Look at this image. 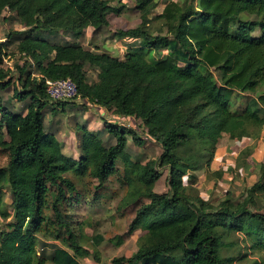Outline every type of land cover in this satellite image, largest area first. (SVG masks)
<instances>
[{
  "label": "trees",
  "instance_id": "trees-1",
  "mask_svg": "<svg viewBox=\"0 0 264 264\" xmlns=\"http://www.w3.org/2000/svg\"><path fill=\"white\" fill-rule=\"evenodd\" d=\"M111 2L0 0V15L8 12L24 28L0 41V150L8 157L0 168V213L7 222L0 231V264H82L89 257L77 222L63 210L86 199L69 174L90 177L95 192L88 205L106 206L113 198L107 186L115 178L128 190L117 212L141 203L127 235H145L133 255L114 264H233L236 259L224 252L234 234L248 249L264 253V213L257 208L264 164L241 203L227 199L211 206L190 194L191 173L213 163L224 137L258 139L264 128V0L169 3L157 17L165 35L149 30L148 16L158 3L135 0L145 12L141 25L116 36L143 44L123 58L81 43L88 28L99 35L110 27V15L123 13L125 5ZM60 36L73 42H56ZM13 52L24 61L16 71L5 68ZM88 67L97 71L94 82ZM67 78L78 87L82 114L95 106L114 118L97 132L76 124L78 158L67 156L46 129L47 111L68 113L73 103H52L46 80ZM9 93L12 98L4 100ZM246 93L253 99L234 112L232 97ZM19 104L24 105L16 110ZM130 139L139 147L146 140L160 144L163 152L148 163L136 161L128 152ZM161 169L168 171L169 184L162 194L154 190ZM6 192L10 211L1 210ZM50 225L57 226L59 243L46 257L38 242L47 232L43 226ZM93 240L98 248L103 238Z\"/></svg>",
  "mask_w": 264,
  "mask_h": 264
},
{
  "label": "rangeland",
  "instance_id": "rangeland-1",
  "mask_svg": "<svg viewBox=\"0 0 264 264\" xmlns=\"http://www.w3.org/2000/svg\"><path fill=\"white\" fill-rule=\"evenodd\" d=\"M187 0H154L158 6L154 8L148 16L150 20L149 30L154 35H165L167 32L166 25L163 20L158 19V15L163 13L164 7L172 2L184 3ZM125 5V10L120 16L113 15L111 17V25L101 34L96 35L92 40H82L89 49H95L96 46L101 51H108L115 57L123 58L125 54L131 50L140 47L143 42L141 39L134 40L132 38H122L116 36L119 31L133 29L141 25L145 12L136 9L135 0H112V5L121 7ZM23 26L10 15L4 12L0 15V41H4L10 34L23 31ZM93 31V30H91ZM87 33V30L85 31ZM92 33V32H91ZM92 34H90L91 36ZM55 39V38H54ZM66 41L73 42L72 39L65 36H60L56 42L65 43ZM154 56V53H152ZM22 57L13 52L11 57L5 61V68L16 71V66L23 65ZM12 70V71H13ZM217 75V73L215 72ZM89 81L97 80V71L88 67ZM13 94L3 96L4 100L12 98ZM251 94H237L232 97L231 108L234 112L239 113L247 103L253 99ZM24 104H19L16 110H20ZM81 107V106H80ZM68 112V111H67ZM84 114V111H83ZM83 114L80 109L75 112L59 113L58 115L47 111L46 114V129L57 135L64 145V153L70 157H78V144L75 141L76 124L81 122ZM89 120L93 117L88 114ZM139 124V123H137ZM141 132V129H140ZM220 149L221 162L217 166L213 163L201 171L191 173L190 184L193 190L190 194L193 197L201 196L208 201L211 206H218L222 201L230 199L234 203H241L247 198L248 190L259 180L260 169L259 165L264 164V128L261 131L260 138L249 139L248 141L230 140L224 137L218 144ZM223 151V152H222ZM129 154L136 160L143 163H148L157 159L163 152L162 146L150 141H144V144L139 147L132 139L129 141ZM218 152V151H217ZM8 161L7 155L0 150V168L6 166ZM162 177L155 186V192L167 193L169 191L168 171L161 169ZM68 177L73 180L79 189L85 193L86 199L81 204L75 205L68 210L63 208L65 213H71L74 221L76 233L80 236V245L89 251V257L81 260L82 264H114L115 258L130 257L139 248V240L145 235V232H136L134 235H127L128 229L136 216L135 209L141 204L137 203L135 206L129 207L124 211L117 212L116 208L121 204L122 199L127 195V188H122L119 182L115 179L109 183L107 193H110L113 198L110 201L104 202V205L88 203L92 200L95 190L90 177L80 179L73 174ZM188 184V181H186ZM52 201V200H50ZM258 210L264 213V195L258 198ZM143 202H147L146 200ZM10 194L5 193L4 202L1 206L2 211H10ZM47 217H53L52 211L47 210ZM82 222L86 223L85 230L81 231L80 225ZM5 219L0 213V231L4 228ZM46 226V225H45ZM45 237L39 240L38 252L42 253L44 250L46 257H50L54 251V245L59 243L55 240V231L57 226L50 225L47 228ZM102 237V244L97 248L94 246L95 237ZM227 242L233 245L225 249V257L235 258L233 264H264V253H257L254 250L248 249L243 242V237L240 235H231ZM44 245H46L44 247ZM242 255H248L241 259ZM99 257L98 262L95 257ZM40 260V259H39ZM37 260V262L39 261ZM46 264H53L51 261Z\"/></svg>",
  "mask_w": 264,
  "mask_h": 264
},
{
  "label": "crops",
  "instance_id": "crops-1",
  "mask_svg": "<svg viewBox=\"0 0 264 264\" xmlns=\"http://www.w3.org/2000/svg\"><path fill=\"white\" fill-rule=\"evenodd\" d=\"M112 4V2H111ZM123 5H126L125 3ZM113 6V5H112ZM165 8V7H164ZM164 11V9H163ZM123 13H121L120 15H122ZM162 14V13H161ZM115 15V14H112L108 17L109 19V23L110 25L112 24L111 23V17ZM120 15H117V16H120ZM116 16V15H115ZM93 30V31H91ZM128 30V29H127ZM92 32V33H91ZM90 34H92L90 36ZM90 37V40H92V38L95 37L94 35V29L93 28H88L87 29V33H85V40L89 39ZM87 46V45H86ZM99 46H96L95 49L97 50H94V49H91L95 52H103L101 51L99 48ZM104 52H107L109 53L108 51H104ZM112 55V54H111ZM114 56V55H113ZM73 103L70 104V106L68 107V109L70 110L69 112H75L78 110V107H82L84 104L81 100H75V101H72ZM88 114H91L92 117H93V120L90 121L89 120V117H88ZM114 118L112 116V114L108 113L105 109H102V108H99V107H95V106H91L89 107L83 114V119H82V123L83 124H86L88 126V128L91 130V131H100V130H103L106 126V123L108 121H112ZM81 123V122H80ZM76 126V125H75ZM75 135H76V131H75ZM57 136V135H56ZM58 138V137H57ZM59 139V138H58ZM60 140V139H59ZM75 141H77V144H78V140H77V135L75 136ZM62 143V142H61ZM63 144V143H62ZM64 146V145H63ZM78 146V145H77ZM223 152V151H222ZM79 156V155H78ZM74 157V156H73ZM76 158V157H74ZM78 158V157H77ZM221 162V157H220V149L218 150L217 152V155H216V158L215 160L213 161V164L215 166H217L218 164H220Z\"/></svg>",
  "mask_w": 264,
  "mask_h": 264
},
{
  "label": "built area",
  "instance_id": "built-area-1",
  "mask_svg": "<svg viewBox=\"0 0 264 264\" xmlns=\"http://www.w3.org/2000/svg\"><path fill=\"white\" fill-rule=\"evenodd\" d=\"M46 89L52 103L72 102L78 99L79 90L71 79L46 80Z\"/></svg>",
  "mask_w": 264,
  "mask_h": 264
}]
</instances>
